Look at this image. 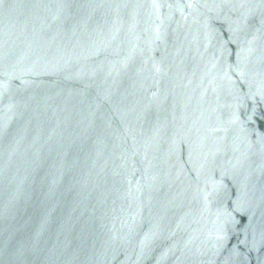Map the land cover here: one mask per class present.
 Masks as SVG:
<instances>
[{
	"label": "water",
	"instance_id": "95a60500",
	"mask_svg": "<svg viewBox=\"0 0 264 264\" xmlns=\"http://www.w3.org/2000/svg\"><path fill=\"white\" fill-rule=\"evenodd\" d=\"M0 264H264V0H0Z\"/></svg>",
	"mask_w": 264,
	"mask_h": 264
}]
</instances>
